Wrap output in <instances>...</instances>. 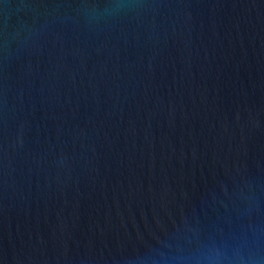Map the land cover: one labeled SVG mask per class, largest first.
Here are the masks:
<instances>
[{
	"label": "water",
	"instance_id": "95a60500",
	"mask_svg": "<svg viewBox=\"0 0 264 264\" xmlns=\"http://www.w3.org/2000/svg\"><path fill=\"white\" fill-rule=\"evenodd\" d=\"M0 264H264V0H0Z\"/></svg>",
	"mask_w": 264,
	"mask_h": 264
}]
</instances>
